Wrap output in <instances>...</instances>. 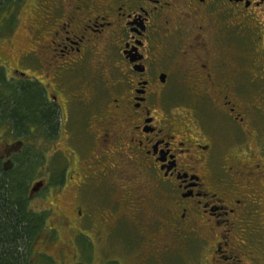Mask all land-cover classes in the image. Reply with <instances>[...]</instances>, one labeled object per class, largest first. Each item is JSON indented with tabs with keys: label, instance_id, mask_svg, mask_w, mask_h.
I'll return each mask as SVG.
<instances>
[{
	"label": "flooded vegetation",
	"instance_id": "1",
	"mask_svg": "<svg viewBox=\"0 0 264 264\" xmlns=\"http://www.w3.org/2000/svg\"><path fill=\"white\" fill-rule=\"evenodd\" d=\"M34 6L35 49L21 50L18 69L0 67L39 105L28 114L26 97L16 109L11 91L0 95V185L34 167V184L42 186L35 193L28 188L29 206L46 216L47 226L51 212L34 210L32 199L78 180L76 160L84 164L77 188L88 180L106 194L122 187L123 177L135 183L137 170L159 193L162 210L158 228L144 227L155 248L148 255L164 262L179 253L187 261L195 243L197 264H243L241 257L264 264V0H36ZM48 112L56 115L54 127ZM61 141L69 143L68 157ZM124 158L131 172L123 175ZM133 197L122 194L105 206L119 212ZM82 198L90 209L98 205ZM78 209L89 222L91 211ZM123 215L105 236L126 224ZM245 220L246 243L239 246L234 224ZM88 226L70 229V244L82 246L76 254L83 257L102 227L91 239ZM52 230L58 234L46 227ZM208 244L213 261L201 255ZM36 248L34 257L58 263Z\"/></svg>",
	"mask_w": 264,
	"mask_h": 264
},
{
	"label": "rangeland",
	"instance_id": "2",
	"mask_svg": "<svg viewBox=\"0 0 264 264\" xmlns=\"http://www.w3.org/2000/svg\"><path fill=\"white\" fill-rule=\"evenodd\" d=\"M35 2L36 0H26L21 10L20 21L17 27L14 31H12L10 37L0 39V64H6L10 70L11 68L18 69L20 53L24 47L28 49H35L38 39L37 36H32V32L35 34L37 31V16L35 9L33 8L35 7ZM49 4H52V2H49ZM69 148V143L67 145V142L65 141L60 142L59 149H61L67 157L69 156L67 152ZM113 158H115V161H118L116 157ZM129 165L130 162L127 159H122L120 168L123 171V175L131 172ZM83 167V162L76 160V164L72 170L76 173H81V175L78 180L70 182V184H73L74 186H71L68 183L69 185L66 186L63 191L44 195V198L40 197L43 195L41 194L32 199L31 205L34 210L39 212H51L52 216L47 224L48 228H58V234H55L53 239H50L47 236L43 237L37 242V245L34 246H37V252L43 253L52 258V260L54 259L58 262L55 263L52 261L50 264H197L196 256L200 253L195 255V251H200L201 248L198 247L199 245H195V243H191L190 250L187 245L189 250V253H187L188 257H186L187 261H185L179 253H173L172 257L168 258L164 262H161L160 258H157V256L151 253L148 255V250L151 252L155 248L152 249L151 244L149 246L148 242L150 237H152V234L150 236L144 230V227L147 228V230H149L150 227L154 229L155 226L158 228L160 226L159 223L162 220L160 215V211L162 210L159 205H157L158 196H160L159 193L151 190V184L147 181V179L142 177L137 170L135 171L137 176L133 177L135 183L128 182V178L123 177L122 187L117 186L119 191L110 187L111 189H107L106 194V191L104 192L103 190L95 189L93 183H89L92 184V186H88V180L86 181L87 184L83 187L81 186V188H77V183L82 180V175H84L83 171H81L83 170ZM38 174H41V172ZM27 180L28 185L31 188L36 181L35 173H32ZM111 183L112 181L110 184ZM140 184L146 185V189H140ZM131 192L134 193L133 199L129 200L127 204H123L119 212L115 210L116 208H111L112 206H105L108 204L114 205L115 201H118L122 194H131ZM82 195H85V201L89 200V206L92 203L98 205L92 206L90 209L86 202L82 204ZM78 206L83 207L88 214L91 211L89 222L87 220L79 219L80 217L77 214L79 210ZM131 206H134V208ZM133 209L138 210V217L136 216L137 218L135 222H132L129 218L132 217L129 213L133 214ZM122 215L125 216L122 217V219L126 221V224H120L114 234L105 236V233L107 232H105L104 229L107 231L110 230L109 227L115 222L117 225L118 223L116 220H118V217ZM66 218L72 220L76 219L77 222L70 224L67 222ZM247 222H249V220L234 224L238 228L235 244H239V246L240 243H246V237L244 236L245 234L243 229L246 230L245 223ZM87 224H89V226L85 231L88 233L87 236L90 238L91 236L89 234H92V236L96 234L98 230L96 227L99 224L102 225V227H100V235L98 234L99 239L97 240V238H94L93 240V252L88 255V257H83V255H77L82 254V246L76 248L70 244V240H72L75 234L74 230L70 229L78 228L81 230L86 228ZM46 234H48V232H46ZM46 239H50V241L46 242ZM153 239H156V237L153 236ZM209 245L210 244L206 246L207 248L201 251V255H205L209 261H213V259L215 257L217 258V256L211 257L213 254H208ZM157 246L159 250V245ZM172 246L174 247V250H176V248L179 247V244L175 242L172 243ZM242 251H248L246 245L242 247L241 252ZM252 255H254L253 252ZM241 258L243 259V264H248L244 257ZM200 260L204 261L206 259L201 258ZM34 262L35 264H46L44 259H40L39 255L34 257ZM262 263L263 262H261V264Z\"/></svg>",
	"mask_w": 264,
	"mask_h": 264
},
{
	"label": "trees",
	"instance_id": "3",
	"mask_svg": "<svg viewBox=\"0 0 264 264\" xmlns=\"http://www.w3.org/2000/svg\"><path fill=\"white\" fill-rule=\"evenodd\" d=\"M25 2L26 0H0V39L10 37L17 27ZM19 87L17 82L8 81L5 71L0 67V95L11 91L17 101L23 95L28 104L24 106L25 112L33 114L39 100L34 102L29 99L30 92H20ZM17 106L19 101L15 104L16 109ZM18 114L19 112H15L13 116L21 126L22 120ZM44 117L48 125L54 127L56 115L48 112ZM33 170L34 167H31L24 178L13 174L0 185V264H35L32 253L34 246L46 233V216L35 214L29 206L27 178L35 173ZM48 236L50 239L54 238V231Z\"/></svg>",
	"mask_w": 264,
	"mask_h": 264
},
{
	"label": "water",
	"instance_id": "4",
	"mask_svg": "<svg viewBox=\"0 0 264 264\" xmlns=\"http://www.w3.org/2000/svg\"><path fill=\"white\" fill-rule=\"evenodd\" d=\"M41 184L36 183L32 189V193L37 192L41 188Z\"/></svg>",
	"mask_w": 264,
	"mask_h": 264
}]
</instances>
